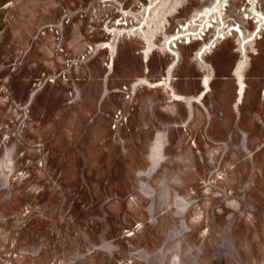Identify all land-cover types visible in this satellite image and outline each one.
Wrapping results in <instances>:
<instances>
[{"label":"rangeland","instance_id":"rangeland-1","mask_svg":"<svg viewBox=\"0 0 264 264\" xmlns=\"http://www.w3.org/2000/svg\"><path fill=\"white\" fill-rule=\"evenodd\" d=\"M150 2L0 0V264H264V31L242 68L252 115L242 106L224 130L211 95L209 112L186 95L209 72L229 77L222 96L234 99L237 32L203 58L207 68L197 52L214 30L179 43V59L164 51L170 24L214 0H161L149 62L139 31L103 47ZM226 3V22L254 32L249 0ZM172 58L171 89L188 104L169 83L141 82H163Z\"/></svg>","mask_w":264,"mask_h":264},{"label":"bare ground","instance_id":"bare-ground-1","mask_svg":"<svg viewBox=\"0 0 264 264\" xmlns=\"http://www.w3.org/2000/svg\"><path fill=\"white\" fill-rule=\"evenodd\" d=\"M161 0H151L150 5L146 6L144 10V14L142 18L139 20V22L135 26H129L128 22H123L120 20L118 22V26L114 29H112L109 33L114 35V38L112 39L111 43H106L104 44V48L106 49H114V43L115 40L118 39L119 37L124 36L126 33H135L137 31L141 32L144 37L146 44H148V50H147V62L150 61L151 55L156 51V48H153L152 44V39L151 37L146 34V28L149 26V22L151 20L152 14L156 13V6L158 3H160ZM228 0H214L213 4L203 11L197 13L194 18H192L190 21H186L184 24H181L179 27V30L176 31L177 33L169 36L164 43V51L170 52L173 56L174 59L178 58L179 59V53L177 51L178 44L179 43H184L186 45H190L195 41H202L205 40V36L207 35V32L214 30V34L212 38L204 43L199 51L197 52V59L201 60V67L207 68L205 66V62L203 61V58L208 55L212 51L214 47L218 45V43L221 40H226L230 35H233V31H236L238 36H239V45H240V50L242 52V60L239 62L238 67L236 69V75H237V80L239 83V86L241 87V101L239 104L242 102L246 90H247V83L244 80L243 76V71L242 68L246 65V60L249 58L248 56V47L258 38H261V33L264 31V14L261 13L258 9H256V0H249L250 4V9L251 13H247V9L244 8V12L247 13L244 18L246 20H251L253 19L254 23L256 24V29L254 32H252L250 35H246V32L242 29L240 25L236 26H230L225 19V10ZM119 11V10H118ZM129 15V14H128ZM127 24V25H126ZM121 26V27H120ZM192 26H195V28H191ZM130 37V36H129ZM156 46V45H155ZM158 51V50H157ZM145 55V54H144ZM264 58V57H263ZM145 59V58H144ZM176 60L170 65L168 69V76L163 80V82H158V83H149L148 81L141 79L142 83H145V85L151 86V87H156L160 85H168V89L171 93V99L176 100V101H187V104L189 103V98L180 96L176 94L171 89V73L173 70V66L175 65ZM206 70V69H204ZM208 72V70H207ZM168 81V82H167ZM203 86L207 88V91L202 93L199 96V99H203L206 94L209 92L211 89V78H210V73L208 72V75L203 78ZM202 82V83H203ZM167 89V90H168ZM197 100V98H196ZM190 106V105H189ZM161 142V138H157V145L155 148V158L158 156L157 151H158V146ZM195 147V146H194ZM192 163H195L194 159H191Z\"/></svg>","mask_w":264,"mask_h":264},{"label":"crops","instance_id":"crops-1","mask_svg":"<svg viewBox=\"0 0 264 264\" xmlns=\"http://www.w3.org/2000/svg\"><path fill=\"white\" fill-rule=\"evenodd\" d=\"M217 47V46H216ZM255 54H258V52H256ZM249 56V55H248ZM252 60V58H249ZM252 69V64L251 65H248V68H247V72H250ZM235 66L234 68L232 69V74H234V77H230L231 79L234 78V85H232L234 87L233 91H232V94H234V99L231 100L230 102H228L226 100V98H224L222 96V94L225 92L228 91V88H226V86H223L221 85V82L220 80H223V79H228L229 77H226V76H217L216 73L215 75H213V80H212V83H211V89L209 90V92L206 94V96L203 98L202 102L200 103L202 105V107L205 109V111L209 112V109L208 107L206 106L205 104V99H207L208 95H211L212 99H211V105L213 108L215 109H222L219 112V118H221V121H219V124L222 126V129L224 130H229L230 128V125L232 124V118L230 119L229 118V114L231 115L232 112L235 111V120L233 119V122L235 124V127L237 128V124H239V122L242 120L243 118V113L241 112V107L242 106H247V112L249 113V115H252V110L254 109V106H255V102H254V99H253V94L252 95H247L249 89H251V85L247 83V79H251V76H246L245 75V81L247 83V90H246V94L242 100V103L239 104V102L241 101V94H240V91H241V87L239 86V83L236 79V76H235ZM216 72V71H215ZM205 76V74H204ZM203 76V78H204ZM214 81H217V86H214L213 83ZM237 84H236V83ZM204 82L202 83V86H201V89L200 91L196 94V95H186L188 97H199L202 93H204L205 91H207V88L205 87V85L203 86ZM191 86V84H190ZM228 87V86H227ZM238 87V91L235 92V89ZM259 98L260 100L262 101L261 102V105H262V109L264 110V82L262 83L261 87H260V91H259ZM194 106V105H193ZM228 109V112L227 114L226 113V110ZM231 112V113H230ZM237 112V114H236ZM251 122H253L254 120L251 119L250 120ZM263 122V120H262ZM249 123V122H248ZM247 138L249 136V134H247Z\"/></svg>","mask_w":264,"mask_h":264},{"label":"flooded vegetation","instance_id":"flooded-vegetation-1","mask_svg":"<svg viewBox=\"0 0 264 264\" xmlns=\"http://www.w3.org/2000/svg\"><path fill=\"white\" fill-rule=\"evenodd\" d=\"M184 23H185V21H184ZM183 23V24H184ZM182 23H180V22H178V23H176L174 26H171V24H170V27H171V31L169 32V36H172V35H174V33L176 32V31H178L179 30V27H180V25H181ZM174 62V59L172 58V61L170 62V65L172 64ZM238 62V61H237ZM237 62H236V64H237ZM180 63V62H179ZM236 64H235V66H236ZM170 65H169V67H170ZM179 65V64H178ZM177 65V66H178ZM175 69H177V68H175ZM175 69H174V71H175ZM173 71V74H172V82H171V87L176 91V88L174 87V86H172L173 85V80H179L180 79V77H178L177 75H175V72ZM200 71H203V70H200ZM233 72V71H232ZM203 76L204 75H202V76H200L199 78H200V81H199V83H198V85L201 87L202 86V82H203ZM236 83V82H235ZM237 84V83H236ZM238 91V87L235 89V92H237ZM171 94V93H170Z\"/></svg>","mask_w":264,"mask_h":264}]
</instances>
